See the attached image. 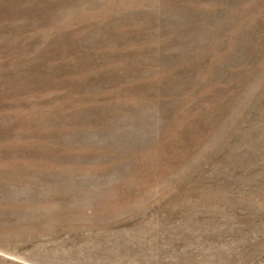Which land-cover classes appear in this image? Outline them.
<instances>
[{"label": "rangeland", "instance_id": "rangeland-1", "mask_svg": "<svg viewBox=\"0 0 264 264\" xmlns=\"http://www.w3.org/2000/svg\"><path fill=\"white\" fill-rule=\"evenodd\" d=\"M0 264H264V0H0Z\"/></svg>", "mask_w": 264, "mask_h": 264}]
</instances>
